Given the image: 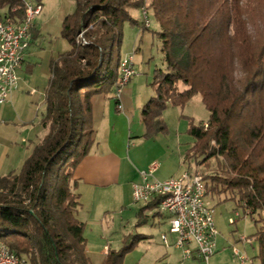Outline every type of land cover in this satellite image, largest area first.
<instances>
[{"label": "trees", "instance_id": "1", "mask_svg": "<svg viewBox=\"0 0 264 264\" xmlns=\"http://www.w3.org/2000/svg\"><path fill=\"white\" fill-rule=\"evenodd\" d=\"M74 1V11L61 25L70 49L49 62L40 119L47 132L18 172L0 175V240L29 264H92L85 223L77 217L81 204L74 170L93 144L91 98L113 94L117 87L123 25L139 23L130 9H145L159 27L155 34L164 67L154 69V94L140 109L142 136L165 133L162 112L200 94L209 115L198 124L188 118L186 131L194 141L183 161L206 166L211 159L221 161L219 174L202 175L206 194L237 193V204L254 217L255 257L264 264V41L252 42L244 0ZM7 14L22 17L24 0H0V20ZM140 26L147 29L143 19ZM79 33L84 42L78 41ZM235 59L243 68L240 81ZM156 204L139 209V223L145 221V209ZM145 238L132 235L128 244L107 250L101 264H122Z\"/></svg>", "mask_w": 264, "mask_h": 264}, {"label": "rangeland", "instance_id": "2", "mask_svg": "<svg viewBox=\"0 0 264 264\" xmlns=\"http://www.w3.org/2000/svg\"><path fill=\"white\" fill-rule=\"evenodd\" d=\"M32 1L35 3V0ZM244 2L245 23L252 42L257 44L264 41V0H244ZM40 6V13L30 22L24 60L16 71L18 79L13 92L20 95V103L17 109L13 107V104L8 105L6 117L9 120L0 124V166L9 168L10 172L20 170L27 158L22 159V151L28 145L27 139L36 138L33 127L29 126L32 121L22 123L19 118H25L23 114L26 107L34 109L33 116L36 112L37 116L44 112V89L49 79L48 63L58 53L70 49L69 42L61 35V25L64 17L74 11L75 1L40 0ZM130 13L139 23L134 24L128 21L124 23L119 54L123 57L133 52L136 73L121 87V90L130 85L135 94L140 98L144 97L146 101L154 94L155 85L152 84L154 69L164 67L160 40L155 34L159 27L150 10L148 11L150 26L144 30L140 26L143 19L141 10L130 9ZM234 70L236 78L240 81L243 68L237 59L234 60ZM179 87H182L181 84ZM115 93L116 91L113 92L114 95ZM5 106L7 105H0V108ZM208 115L209 112L202 103L199 93L194 94L183 107L169 105L161 114L167 130L165 133H158L157 139L163 145L170 146L172 141L178 138L182 142L181 150H183L187 144L194 141L186 131L188 118H192L194 123L198 124L206 121ZM138 117L140 119V111ZM139 127L144 131L142 122L134 119L128 141L133 142L136 139ZM175 153L177 155H166L158 159L160 162L156 172L158 176H179L186 170L198 171L202 175H215L221 172L220 160L211 159L206 166L197 164L194 159L182 161L184 151L180 152V157L177 152ZM135 166L133 173L137 172ZM7 173L9 172H5L4 175ZM125 175L126 178L132 175L131 168H129V174L125 172ZM139 179H141L140 175L135 181L138 182ZM210 183L209 181V185ZM236 199L237 193L234 191L206 194L205 200L212 209L218 232L217 251L210 257L208 263L199 259H184L180 249L162 243L161 234H166L170 241L175 238V235L168 231L166 215L156 214V208L145 209L143 213L145 221L139 223L137 212L146 203L135 202L132 191L129 196L126 194L124 207H120L119 200L109 204L105 212L99 214L92 209L84 215L93 225L86 233V253L92 264H101L107 250H118L132 240V235L140 233L146 235V238L135 243L134 247L125 254L122 264H239V259L233 252L234 249L246 257V264H259L255 257L257 243L251 237L256 229L254 217L245 214ZM78 217L82 218L80 215Z\"/></svg>", "mask_w": 264, "mask_h": 264}, {"label": "built area", "instance_id": "3", "mask_svg": "<svg viewBox=\"0 0 264 264\" xmlns=\"http://www.w3.org/2000/svg\"><path fill=\"white\" fill-rule=\"evenodd\" d=\"M16 9L13 8L12 11ZM41 6L31 0H24V15L7 14L0 20V105L10 100L17 86L16 71L24 60L28 46L29 27L33 17L39 14ZM144 25L150 26L148 13L142 9ZM82 33L78 41L84 42ZM134 54L128 53L120 58L119 79L115 88L118 97L121 87L128 83L136 73ZM158 164L152 163L140 171V181L132 184V197L135 202L149 203L157 201L158 215H166L169 229L175 235L170 241L166 234L160 238L164 245L174 246L181 250L184 259L196 258L208 263L217 249V229L212 209L207 204L206 187L202 174L198 171H185L179 176L165 179L154 177ZM239 264H246V257L233 250ZM0 264H29L23 256L11 252L0 240Z\"/></svg>", "mask_w": 264, "mask_h": 264}, {"label": "crops", "instance_id": "4", "mask_svg": "<svg viewBox=\"0 0 264 264\" xmlns=\"http://www.w3.org/2000/svg\"><path fill=\"white\" fill-rule=\"evenodd\" d=\"M48 74L50 75L49 63ZM116 98L118 99V106L115 104V99L111 94H96L91 98L94 130L93 144L88 154L78 163L74 170V191L79 194L81 204L77 210V217L80 215L82 218L78 217V219L85 223V238L87 237V231L91 230V226H93L89 219L85 218L84 215L86 213L95 209L100 214L101 212L107 211L106 207L109 204L118 202L119 200L121 201L120 207H124L126 194L129 196L131 193L132 184L136 182L135 179L138 178L141 170L147 169L152 163H157L159 166L160 162L158 159L160 157L163 158V156H171L172 154L177 155L175 152L180 157L182 151L185 154L186 150L192 145V143L187 144L181 150L182 142L178 138H175L170 146L167 144L163 145L157 139L158 134L150 138L143 137L142 134L144 131L140 127L137 130L138 134L135 136L136 139L133 142L128 141L127 138L131 137V125L134 119H137L139 122L141 121L138 113L146 101L144 97H138L130 85H127L123 91L121 90L119 96ZM19 101L20 95L13 92L10 100L4 103L7 106L0 108V124L9 120L6 117L8 105L12 106L13 104V107L17 109L20 103ZM24 110L23 115H25V118H19V121L22 123L32 121L29 126L33 127L36 138L27 139L28 145L22 151V159H25L30 154L34 144L46 133V129L40 124L43 112L40 116L36 115L37 112L33 116L34 109L26 107ZM24 140L26 139L24 138ZM134 165L137 168L136 173H133L135 172L133 170ZM1 166L0 171L5 170L4 172H0V175H4L5 172H10L8 170L9 168H3V165ZM129 168L132 170V175L126 178L125 172L129 174ZM157 171L158 169L153 174L155 178L165 179L172 177V175L166 177L158 176L156 174ZM190 259L197 260L196 258Z\"/></svg>", "mask_w": 264, "mask_h": 264}]
</instances>
